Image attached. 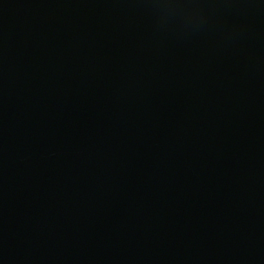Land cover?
Listing matches in <instances>:
<instances>
[{
    "label": "water",
    "instance_id": "95a60500",
    "mask_svg": "<svg viewBox=\"0 0 264 264\" xmlns=\"http://www.w3.org/2000/svg\"><path fill=\"white\" fill-rule=\"evenodd\" d=\"M0 264H264V0H0Z\"/></svg>",
    "mask_w": 264,
    "mask_h": 264
}]
</instances>
